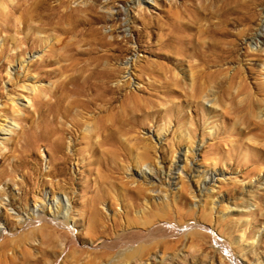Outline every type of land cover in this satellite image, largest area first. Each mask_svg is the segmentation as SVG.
Listing matches in <instances>:
<instances>
[{
    "label": "rangeland",
    "instance_id": "374dc122",
    "mask_svg": "<svg viewBox=\"0 0 264 264\" xmlns=\"http://www.w3.org/2000/svg\"><path fill=\"white\" fill-rule=\"evenodd\" d=\"M83 1L67 0L72 6ZM23 2L25 0H0V29L7 22L16 23L15 19L20 15V11L11 14L9 9L13 5L24 7ZM97 6L98 13L105 15V19L99 20L95 25L111 44L104 46L102 41L95 40L99 33L96 30L90 31L91 24L83 23L68 33H64L59 27H53V24H43L40 26V36L50 42L59 39V45H71L77 47L78 51H89L90 48L94 51H111V67L120 69L119 71L124 68L121 73L123 75L119 73L117 77L112 78L111 84H122L125 81L126 91L122 94L134 90L138 95L154 99L157 105L153 108H160V116L157 119L155 114L158 113L147 116L144 125L139 129L146 140L136 143L133 153L148 151L153 163L160 164L163 171L172 169L178 156H181V171L175 174V186L156 181L148 192L149 199L138 200L139 207L133 211L134 215L139 216L136 222L126 223L123 219L117 230L112 229L108 235L98 234L93 237L84 228L85 223L79 220V226L75 228L77 240L72 244L71 250H66L61 255L56 251L46 255V259L51 260L48 264H126L121 259H107L106 246L113 242L116 234L123 233L130 239L145 236L148 231L155 236V241H166L172 245L168 249H155L157 253L166 251L173 257L172 264H264V92L260 94L252 88L254 82H264V61L246 54L247 51L258 49L264 51V0H136L135 3H132V0H99ZM226 6L230 9L226 15L229 19L226 26L214 32L202 30V27L206 28L207 18L211 17V14L219 13L220 9L225 10ZM242 29L244 32L239 34ZM8 34L15 37L23 35L14 31H0V48ZM166 34L168 37L184 36L182 42L185 44L181 42L179 46L172 44L170 47L163 45L168 39ZM197 42L201 45L198 46ZM13 43L19 44L18 40ZM13 43L6 42L7 53L3 55L2 61L18 48L24 50L27 60L30 57L37 58L48 49L45 43L38 48H29L31 41L21 43V47ZM229 45L230 48H235V54L211 66L213 70H221L224 76L223 82L214 81L210 84V89H214L211 99L205 101L202 98L196 103L186 96L189 79L179 71L181 68H185V71L189 69L187 61L178 68L179 71L177 68L173 69L178 78L183 80L185 89L177 88L175 92H163L160 89L137 91L138 88L146 86L148 81L164 85V80H169V73L159 74L160 64L155 63H166L171 70L172 63L156 57L152 51H176L177 47H183L184 51H192V47L193 51H226L230 49ZM126 62L129 63L128 67H125ZM195 62L197 61H193ZM18 63L16 59L0 67V168L4 162L2 154L14 147L13 144L20 147L23 142L24 137L18 140L19 132L24 130L25 139L32 141L34 131L40 130L29 129L31 118L20 123L8 111H13L14 115L30 114L25 109L33 111L31 100L28 99L32 96L29 85L35 83L40 88L53 80L48 78L36 83L32 78V75L36 74L32 73L31 76L17 80L11 78V81L10 77L14 76L19 67ZM136 63L149 65V68L156 72L151 76L147 73L141 74L135 68ZM237 69H242L241 75L244 77L240 74L239 77L232 76ZM24 85L27 86L23 87ZM175 117L181 121L177 123L174 121ZM164 130L167 132L163 133ZM158 135L161 136L160 140ZM42 143L35 146L31 153L25 147L23 151H16V155L23 156L20 170L12 180L5 178L0 182V192L4 189L0 195V226L5 227L6 235L11 240L7 244V250L5 249L8 255L7 264H12V261L13 264H30L27 261L31 257L29 252L37 254L35 245L44 241L39 233L44 220L37 218L30 221L28 218L34 206H41V209L45 208V213H49L53 210L48 207L50 201L58 197L67 200L63 191L47 183L49 176L46 171L49 167L50 151L49 147ZM17 158L18 156L12 155L8 162ZM75 161H72L69 169L73 174L80 168ZM139 173V168L131 166L121 175L134 181L146 182ZM212 174L215 176L214 180L202 188L205 175ZM93 176L88 172L84 173V179ZM84 179L80 180V184H73L71 188L72 191L80 193L77 196L79 203L75 206L76 212L69 219L72 227L74 220L79 219L86 198L84 195L89 194L81 188ZM8 195L15 196V204H7ZM120 196L121 200H117L109 208L106 204H100L109 221L115 214H123L124 205L129 201L128 198L122 200L123 192ZM143 209L145 211H142ZM222 213H225V217ZM7 217H10L11 222L7 221ZM43 228V233L46 234V227ZM3 238L0 237V242ZM62 242L63 240L60 243ZM110 251L111 255H114L117 249L110 248ZM1 257L5 258L3 255ZM133 264H139V261H134Z\"/></svg>",
    "mask_w": 264,
    "mask_h": 264
},
{
    "label": "bare ground",
    "instance_id": "6f19581e",
    "mask_svg": "<svg viewBox=\"0 0 264 264\" xmlns=\"http://www.w3.org/2000/svg\"><path fill=\"white\" fill-rule=\"evenodd\" d=\"M98 1L99 0H84L72 6L67 0H25V2H23L24 7L21 8V6L17 7L13 5L9 9L11 14L20 11V15L15 19L16 23L8 24L7 22L2 25L0 29V31L6 33L14 31L23 34L21 37L8 34L3 46L0 48V67H3L6 62H11L16 59H18L19 62L18 69L15 70L14 76H11L10 79H21L31 76L32 73L36 74L35 76L32 75L36 83L39 80L53 78L48 85L40 86V88L37 87L38 85L35 83H31V86L29 85L28 88L32 91V96L28 99L31 100L33 111H29V108L25 109H27L30 114H22L23 116L19 114L14 115L13 111H8V113H12L14 119H18L20 123L24 119L31 118L29 129L38 128L40 130L34 131V140L32 141H28L29 138L28 140L27 138L25 139L24 130L19 132L18 140L24 137L23 142H21L20 147L13 144L14 147L12 146L7 152L2 154L4 162L1 164L2 166L0 168V182L5 178H7L8 181L12 180L15 173L20 170L23 158V156L19 157V155H16L15 152L21 151L25 147V149L31 153L35 146H40L43 142L49 147L50 151L48 159L49 167L46 171L47 176H49V181L47 180V183L57 190L63 191L67 196V200L58 197L56 200L50 201L48 207H52L53 210L49 213H45V208L42 207L41 209V206H34L30 217H28L30 221H35L37 218H40L41 221L42 219L44 220V224L39 229V233L42 234L44 241L35 245L36 250H38L36 252L37 254L29 252L31 257L28 258L27 261L30 264H48L51 260L48 261L46 255H51V253L54 254V251L60 255L61 253H65L66 250L70 251L71 247H73L72 244L77 240L76 229L79 226V220L85 223V227H83L86 231L91 233L93 237L98 234L100 236L108 235L111 233L112 229L117 230L123 219L126 223L136 222L139 220V216L134 215L133 211L139 207L140 203L138 200L145 198L147 201L149 199L150 193L148 192L152 190V186L156 181L160 180L161 182H167L170 186H175V184H177V177L175 174L181 171V156H178L176 164L172 169L163 171L160 164L153 163V158L148 151L144 150L138 154L133 153L134 145L136 143H143V141L146 140L139 129L144 125L147 116L158 113L160 108H153V106L157 105L154 99H147L138 95V92L136 93L134 90L122 94L124 90L126 91L125 81L122 84H111L112 78L124 72H122L124 68H121V71H119L120 69L117 70L115 67H111V51H94L91 48L89 51H78L77 47L71 45H59V39L55 42H50V40L40 36L42 34L40 26H43V24H47V26L53 24V27H59L64 33H68L73 28L83 23L87 25L91 24L89 27L90 31L96 30L99 33V35L95 37V40L102 41V45L104 46L111 44L110 40H107L100 34L98 27L95 25L99 20L105 19V15L98 13L99 10L97 11L96 6ZM135 1L136 0H132V3H135ZM143 1L149 2V0ZM229 4L230 3H228V5ZM228 7L226 6L225 10L220 9V12H217L215 15L211 14L212 18H207V24L206 26L204 25L206 28L202 27V30L214 32V30L220 29V27L224 28L227 20H229L227 19L228 16H226L230 10ZM53 19L58 20L53 21ZM208 28H211V30ZM245 31H247V29ZM243 32L244 29L239 31V34ZM169 36L170 37L167 36L168 39L165 37L167 42L163 45L170 47L174 44L179 46L184 40V36ZM15 40H18L19 44L13 43ZM92 40L94 41L93 38ZM7 41H11V43L19 47H21V43L31 41L29 48H38V46H42L45 43L48 49L43 51L42 54H39L37 58L30 57V59L27 60L24 50L18 48L17 51H14L2 61L3 55L7 53ZM200 45L199 43L198 46ZM192 46H194V44ZM192 48L194 49V47ZM198 48L200 49L201 47ZM176 49L178 51H174L175 49L173 51H152L156 57L164 58L172 63V70L166 63H155L156 65L160 64L161 72H159V74L169 73L167 76L169 80L165 77L166 80L162 83L164 85H157L155 82L148 81L146 86L138 88L137 91L146 92L148 90L155 91L160 89L163 92H167L170 90L177 91V88L180 90L182 88L185 89L183 80L178 78V74L175 73L173 69L177 68L178 70V68L183 65L184 61H187L190 66H188L189 69H186V71L185 68H181L180 71L178 70L186 75H184V77H188L189 79V84L187 83L189 88L186 90L187 92H185L186 96L191 99V102L196 103H199L202 98H204L205 101L211 99L214 89H210L212 88L210 84L214 81H219L220 83L224 81L222 71L217 68L213 70L211 66L217 65L227 60L229 57H232L235 54V48L232 47L226 51H193V49L192 51H184L183 47H177ZM246 54L248 56H256L257 60L261 62L264 61V51L259 49L256 51H247ZM81 55H85V57H81ZM193 61L197 62L193 63ZM134 65L141 74L147 73L151 76V74L156 72V70L154 71L152 68H149V65H141L139 63ZM128 66L129 63L126 62L125 67ZM241 70L242 69H237L233 72L232 76H234V78L235 76L239 77V74L242 76ZM12 79L11 81H13ZM25 86L27 85L23 87ZM252 88L256 89V91L261 94L264 92V82H254ZM196 110L197 108L195 111ZM5 113L7 112H4V114ZM159 116V113L155 114L156 119ZM174 121L178 123L181 120L175 117ZM167 129L169 130V127ZM165 132L167 131L164 130L163 133ZM157 138L160 140L161 136L159 137L158 135ZM68 139L69 141H67ZM139 151L140 150L137 152ZM12 155L14 157L18 156V158L16 160L14 159V161L12 160L13 162H8V158ZM183 156L185 157V154ZM74 160H76L74 163L80 168L73 174L69 169ZM131 166L139 168V176L147 181H134L132 178L121 175L122 172L124 173ZM85 172L93 174L94 176L84 179ZM214 178V174L205 175L202 188H205L206 184L213 181ZM82 179H84V181L81 182V188L89 194L84 195L86 197L85 202L82 204L79 219L74 220L73 228L69 223V219H71L70 217L76 212L75 206L79 203L77 196H79L80 193L72 191L71 188L73 184H80V180L82 181ZM45 181L46 180H44V182ZM91 181H93V183ZM6 186L9 187V184L6 183ZM3 191L4 189L1 190L0 195ZM122 192L124 196L122 200L124 201L125 198H128L129 201L124 205L123 214H115L112 220L110 218V222L102 208H100V204H106L108 208L111 207L117 200H121L120 194ZM8 198L9 202L7 204L12 205L17 201L15 196L8 195ZM142 211H145V209ZM42 212L44 213L42 214ZM222 215L225 217V213H222ZM9 218L7 217V221L11 222ZM44 226L46 227V234L43 233L45 231L43 230ZM138 232L139 231H137V233ZM6 234L5 227L0 226V237H4L0 242V264L8 263V255L5 249L11 240ZM62 240L63 242L60 243ZM155 240V236L151 234L150 231L145 233V236L139 238L133 237L130 239H128L125 234L119 233L116 234L113 242H110V244L106 246L109 251L107 250V253L104 254L107 259H121L126 264H133L134 261H139V264H162L168 261L169 264H172L173 257L169 256L166 251L157 253L155 250L156 248L162 247L168 249L171 248L172 245H169L166 241ZM110 248H116V254L111 255ZM1 255L5 258H2ZM57 256L58 254L56 258ZM13 263L12 261V264ZM56 264H58V262H56Z\"/></svg>",
    "mask_w": 264,
    "mask_h": 264
}]
</instances>
